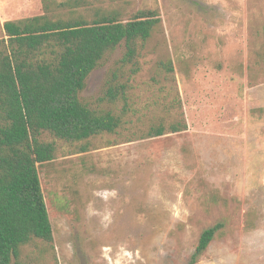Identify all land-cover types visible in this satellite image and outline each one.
Wrapping results in <instances>:
<instances>
[{
  "label": "rangeland",
  "instance_id": "obj_1",
  "mask_svg": "<svg viewBox=\"0 0 264 264\" xmlns=\"http://www.w3.org/2000/svg\"><path fill=\"white\" fill-rule=\"evenodd\" d=\"M66 1L0 0V39L5 22ZM87 1L84 14L158 11L162 24L131 82L132 129L99 137L86 153L64 144L40 165L55 248L40 264H187L218 222L225 231L198 264H264V77L251 72L264 0ZM124 53L123 44L90 75L83 100L105 106ZM167 60L173 82L159 70ZM177 112L186 131L140 137Z\"/></svg>",
  "mask_w": 264,
  "mask_h": 264
},
{
  "label": "trees",
  "instance_id": "obj_2",
  "mask_svg": "<svg viewBox=\"0 0 264 264\" xmlns=\"http://www.w3.org/2000/svg\"><path fill=\"white\" fill-rule=\"evenodd\" d=\"M73 1L48 2L43 15L4 23L6 38L0 39V264H40L47 247L55 249L39 167L56 160L64 144L86 153L97 148L99 137H122L132 129L131 82L142 69L140 60L148 43L161 28L158 11H139L122 20L119 11L97 9L91 14L86 8L88 14H84L78 9L89 2ZM256 33V39H264V27ZM123 44L124 56L107 78L100 99L105 106L95 107L82 99L87 81ZM251 51L255 56L251 72L264 77V45ZM159 70L167 81H174L172 60L160 63ZM178 112L173 121L150 125L140 137L186 131L187 122ZM225 227V222H218L204 230L187 264H198Z\"/></svg>",
  "mask_w": 264,
  "mask_h": 264
}]
</instances>
